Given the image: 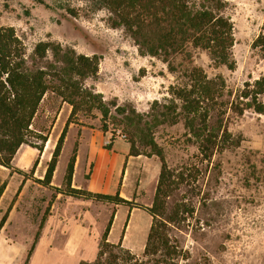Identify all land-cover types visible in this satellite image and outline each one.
Returning a JSON list of instances; mask_svg holds the SVG:
<instances>
[{
	"label": "rangeland",
	"instance_id": "374dc122",
	"mask_svg": "<svg viewBox=\"0 0 264 264\" xmlns=\"http://www.w3.org/2000/svg\"><path fill=\"white\" fill-rule=\"evenodd\" d=\"M226 2L225 13L234 23L235 67L216 65L207 50L190 48L192 60L187 53L172 58L177 69L173 72L163 58L143 53L125 27L113 26L110 12L93 0H0V23L16 29L26 46L30 65L50 68L56 62L51 50L44 59L34 61V48L39 41H53L64 49L100 57L98 73L86 78L83 85L102 93L110 107L112 117L105 122L107 129L103 130L104 121L96 108L87 113L78 111L71 123L107 132L111 142L106 145L119 139V132L126 134L125 141L130 145L134 142L140 153L158 160L160 171L161 158L145 145L144 138L153 136L164 154L168 168L165 214L173 219L168 223V239L176 251L170 256L163 254L167 250L144 256L145 233L133 229L128 244L122 239V246H117L122 234L116 242H111L115 244L111 245V252L102 256L107 263L156 264L160 260L161 264H264V113L247 109L238 114L231 108V102L237 99L246 81L264 75V57L252 47L255 38L264 31V0ZM191 65L202 67L209 78L225 83L224 96L209 104L208 124L211 128L222 122L232 136L228 146L216 147L211 153L201 151L200 142L188 131L184 116L176 123L156 120L165 106L181 111L170 87L183 83V72ZM63 107L72 108L58 94L49 91L33 121L34 132L25 144L46 145L51 133L59 134L53 145L51 140L48 142L46 152H51V158L66 124L57 120ZM117 107L125 109L132 120L119 122L123 115ZM41 134L47 136L46 141L41 140ZM77 141L68 143L63 165ZM60 191L63 193L60 220L56 217L46 224L48 206L42 222L36 216V224L24 225L18 239L0 238V242L11 243L16 249L17 254L10 257L9 264H24L36 238L28 264L33 255V264H83L97 260L114 205L68 195L64 192L66 173L63 184L49 187L45 197L48 200L52 195L53 199ZM38 195L40 198L42 194ZM83 209L91 214L84 216ZM73 212L76 221L85 218L90 227L76 252L67 254L63 244L74 225L73 215L69 217ZM122 220L123 216L116 223L112 239L120 236ZM45 224L50 231L41 239Z\"/></svg>",
	"mask_w": 264,
	"mask_h": 264
},
{
	"label": "trees",
	"instance_id": "16d2710c",
	"mask_svg": "<svg viewBox=\"0 0 264 264\" xmlns=\"http://www.w3.org/2000/svg\"><path fill=\"white\" fill-rule=\"evenodd\" d=\"M93 1L110 12L113 26L125 27L131 33L143 53L163 58L173 72L177 70L173 59L178 54L187 53L189 60H192L190 48L207 50L216 65H226L231 69L236 65L232 54L235 42L234 23L225 13L226 0ZM252 47L260 51L264 57V31L255 38ZM49 50L53 52L56 60L50 68L30 65L26 58V46L16 29L0 23V164L12 167L18 149L21 145L29 143V137L34 132L33 121L44 96L49 91L55 92L72 106L70 116L47 165L43 180L46 185L51 182L68 127L77 112L83 110L87 113L94 108L99 109L104 121V131L107 129L106 120L112 117L110 107L103 100L102 93L83 85L86 78L98 73L100 57L96 54L91 56L80 54L71 48L64 49L60 43L53 41H39L34 48V61L44 59ZM182 76L183 83L170 87L174 100L178 99L180 102L181 111H172L170 106H165V109L156 115V120L176 123L181 116H184L186 127L193 137L199 140L202 152L211 153L216 147L225 148L229 145L232 136L228 126L221 122L209 128L208 124L209 104L224 96L225 83L209 78L204 69L197 65L187 67ZM263 95L264 75L246 81L245 86L237 93V99L231 102V108L238 114H243L247 109L264 113ZM117 108L123 115L119 122L126 123L132 120L125 109ZM114 119L118 120L116 116ZM39 136L42 141L47 140V136L42 134ZM144 139L145 145L152 153L161 158L162 166L153 203L150 207H146L153 221L143 255L158 254L160 250H167L163 254L170 256L175 248L169 245L167 229L168 223L173 219L165 214V199L168 196L167 163L153 136L147 135ZM33 145L39 150L43 149V145ZM77 146L78 141L75 143L67 166L65 193L101 202H113L131 207L143 206L120 197L119 193L109 195L71 187ZM107 146L110 147L111 144ZM131 153H140L134 142L131 144ZM4 221L5 217L0 225H3ZM112 224L113 215L103 232V242L97 260L94 263L83 264H114L102 259L106 252H111V245H115L108 240ZM126 227L127 223L124 225L122 238L117 243L118 247L122 246ZM36 240L37 238L28 251L24 264H28ZM156 264H161L160 260H157Z\"/></svg>",
	"mask_w": 264,
	"mask_h": 264
},
{
	"label": "crops",
	"instance_id": "0c3cea01",
	"mask_svg": "<svg viewBox=\"0 0 264 264\" xmlns=\"http://www.w3.org/2000/svg\"><path fill=\"white\" fill-rule=\"evenodd\" d=\"M71 111V107L69 109L61 108L57 114V120L61 119L66 123ZM58 135L54 132L51 133L48 142L51 138L53 145ZM108 137V133L101 129L78 127L74 123H70L62 148L61 159H59L51 182L47 186L43 184V180L51 159L49 157L51 152H46L48 142L43 145L42 150L29 144H23L13 158L12 167L9 168L0 164V224L5 217L3 225H0V238L7 236L8 239H18V234L24 230V225L36 224V216L40 219L39 223L42 222L48 206H50V214L46 224L51 222L53 218L61 219L60 200L63 193L57 192L53 199L50 195L47 200L45 192L49 190V187H60L63 184L73 148L68 154L70 156H68L65 165L62 163L63 157L68 143L77 139L78 146L71 187L101 194L115 195L119 193L120 197L134 201L135 204L138 203L137 205H143L131 207L110 202L114 205V211L108 240L116 242L120 239L126 223L127 227L123 236L124 244H128V234L133 229L145 233L144 237L147 240L153 217L146 207L152 205L157 190L160 175L158 160L154 156L143 153L132 154L131 145L125 139H114L111 146L108 147L106 145ZM39 193L42 194L40 198H38ZM88 214H91L90 211L83 209V215L88 216ZM71 215L74 217V225L63 244L67 254L76 252L90 227L84 222L85 218L82 222H78L76 221V213H69V217ZM121 216H123L122 231L117 239H112L116 223ZM46 224L41 230V239H44V236L50 231V229L47 231ZM15 250L11 243L0 242V264H9L10 257L17 254ZM33 262L34 255L29 264H33Z\"/></svg>",
	"mask_w": 264,
	"mask_h": 264
},
{
	"label": "built area",
	"instance_id": "2783aa9c",
	"mask_svg": "<svg viewBox=\"0 0 264 264\" xmlns=\"http://www.w3.org/2000/svg\"><path fill=\"white\" fill-rule=\"evenodd\" d=\"M118 137L121 138V139H126L127 138V135L124 134V133H120L119 132L118 133ZM109 142H111V140L110 139H107L106 144L109 143Z\"/></svg>",
	"mask_w": 264,
	"mask_h": 264
},
{
	"label": "bare ground",
	"instance_id": "6f19581e",
	"mask_svg": "<svg viewBox=\"0 0 264 264\" xmlns=\"http://www.w3.org/2000/svg\"><path fill=\"white\" fill-rule=\"evenodd\" d=\"M51 140V139H50ZM119 217V215H117ZM129 235V234H128Z\"/></svg>",
	"mask_w": 264,
	"mask_h": 264
}]
</instances>
